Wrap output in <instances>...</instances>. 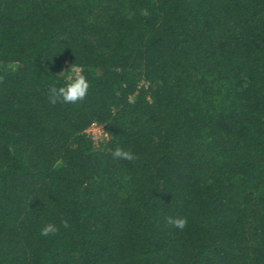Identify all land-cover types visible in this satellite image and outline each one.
<instances>
[{
    "label": "trees",
    "instance_id": "1",
    "mask_svg": "<svg viewBox=\"0 0 264 264\" xmlns=\"http://www.w3.org/2000/svg\"><path fill=\"white\" fill-rule=\"evenodd\" d=\"M0 264H264V0H0Z\"/></svg>",
    "mask_w": 264,
    "mask_h": 264
},
{
    "label": "clouds",
    "instance_id": "2",
    "mask_svg": "<svg viewBox=\"0 0 264 264\" xmlns=\"http://www.w3.org/2000/svg\"><path fill=\"white\" fill-rule=\"evenodd\" d=\"M144 14L147 15V10L144 11ZM89 88V81L84 74L82 67L73 65L71 69L64 75V83L57 86V84L50 85L49 92V101L52 104H56L59 101L65 103H75L79 99H83L87 94ZM114 156L121 157L124 159H132V155L129 152H125L120 148H117L114 151ZM169 222L175 225L177 228L183 229L187 223L185 218H176L169 219ZM65 226H67L65 224ZM57 228L55 224L48 223L45 224L41 230L40 234L43 236H49L55 234Z\"/></svg>",
    "mask_w": 264,
    "mask_h": 264
},
{
    "label": "built area",
    "instance_id": "3",
    "mask_svg": "<svg viewBox=\"0 0 264 264\" xmlns=\"http://www.w3.org/2000/svg\"><path fill=\"white\" fill-rule=\"evenodd\" d=\"M87 132L91 134L93 139L96 141L106 137V133L104 132L102 125L92 124L87 129Z\"/></svg>",
    "mask_w": 264,
    "mask_h": 264
},
{
    "label": "rangeland",
    "instance_id": "4",
    "mask_svg": "<svg viewBox=\"0 0 264 264\" xmlns=\"http://www.w3.org/2000/svg\"><path fill=\"white\" fill-rule=\"evenodd\" d=\"M69 70H70V69H69ZM69 70L67 69L66 73H67Z\"/></svg>",
    "mask_w": 264,
    "mask_h": 264
}]
</instances>
